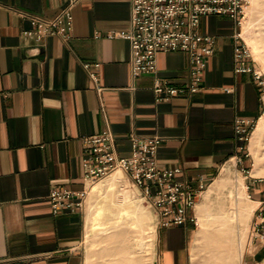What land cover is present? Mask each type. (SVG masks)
I'll use <instances>...</instances> for the list:
<instances>
[{"label": "crops", "instance_id": "obj_1", "mask_svg": "<svg viewBox=\"0 0 264 264\" xmlns=\"http://www.w3.org/2000/svg\"><path fill=\"white\" fill-rule=\"evenodd\" d=\"M67 2L0 0V264H82L85 211L54 214L48 196L54 188H83L81 138L107 127L122 157L131 154L133 136L161 138L158 163L181 168L177 178L192 179L195 187L229 161L247 173L251 153L247 189L258 204L264 161L256 165L251 142L240 148L234 124L257 125L264 96L253 73L234 69L239 25L226 15L203 16L200 30L216 37V50L207 59L202 89L159 99L156 80L188 83L185 52H159L156 72L133 77L129 42L96 37L129 28L130 0H75L68 39L24 35L34 15L52 17ZM193 224L158 225L155 264H191ZM239 249L225 264H264V245L252 251L247 241Z\"/></svg>", "mask_w": 264, "mask_h": 264}, {"label": "built area", "instance_id": "obj_2", "mask_svg": "<svg viewBox=\"0 0 264 264\" xmlns=\"http://www.w3.org/2000/svg\"><path fill=\"white\" fill-rule=\"evenodd\" d=\"M69 0L52 17L34 15L31 28L24 35L42 40L46 36L70 37L73 27V4ZM129 28L109 30L96 37L121 38L130 45V70L133 77L157 71V55L162 51L181 50L189 58V80L183 87L168 86L160 79L154 84L159 99H170L179 94L195 93L202 89L207 59L216 50V37L200 30L201 19L206 15H226L239 26L246 16L248 0H130ZM234 69L236 72H251L262 87L264 75L258 68L251 50L241 31L234 35ZM99 64H95L97 69ZM91 77L97 81L96 72L90 63H85ZM235 134L246 148L251 129L240 119L235 120ZM81 164L84 186L81 190L54 188L48 199L54 214L64 209H83L88 185L114 171H122L128 180L139 188L158 212L161 226H179L187 221L197 224L196 204L205 183L200 180L193 185L192 179H178L179 167H163L157 160L161 138H131V154L119 156L115 150V135L110 128L85 135ZM249 173V170H247ZM248 244L252 251L264 245V191L253 212Z\"/></svg>", "mask_w": 264, "mask_h": 264}, {"label": "rangeland", "instance_id": "obj_3", "mask_svg": "<svg viewBox=\"0 0 264 264\" xmlns=\"http://www.w3.org/2000/svg\"><path fill=\"white\" fill-rule=\"evenodd\" d=\"M248 1L246 16L242 25L239 26V31H241L243 38L246 40L258 68L264 75V60L254 56L252 46L247 40V37L251 40L255 39L261 46L264 56V0ZM251 5L252 8L250 7ZM248 7L251 9L249 10ZM248 20L250 23L247 28ZM255 125L251 129V134L249 135L250 139L246 142L248 148ZM263 139L264 136H262L260 142H257L258 144L255 145V147L259 148L260 153H264V146L261 145ZM248 151L250 153V150ZM249 164V170L254 168V159L251 153L249 154ZM122 173L123 178L117 183L114 189L117 198L123 200L126 197V202H128L129 199L140 200L141 204L149 212V218L142 233V242L144 245L139 251L132 255H136L139 258L140 264H155V244L159 225L157 209L149 199L144 197L142 191L128 180L126 174L124 172ZM110 175L88 185V193L83 202V210L86 214V230L79 245V250L82 253V264H102L105 262V258L101 251L105 246V243L102 241L104 233L98 230H91V221L95 207L104 203L105 197L103 195L109 188L106 186V183ZM246 175H248V173L242 174L238 171L234 161H229L219 170L212 180L205 184L203 192L199 196L196 204L198 222L197 224H193L194 239L191 248V264H225L227 261L229 262L231 259L238 257L240 247H242V249L245 248L248 241L253 213L245 220L244 218H239L238 212L242 202L247 203L254 200L247 189L248 179ZM241 180H243L245 184L243 190L246 196L248 194L243 200H241L238 195L241 188ZM100 187L103 188L101 192L98 190ZM256 206L257 202L255 203L254 209ZM205 209H209L215 214H236L238 218L236 222H230L227 226L219 229H215L218 226L217 223H209L204 227L201 224L200 216L204 213ZM96 232L98 234H96ZM216 234L219 235V238L215 242L216 246L212 247L215 244L212 243L213 245H210L211 238Z\"/></svg>", "mask_w": 264, "mask_h": 264}, {"label": "bare ground", "instance_id": "obj_4", "mask_svg": "<svg viewBox=\"0 0 264 264\" xmlns=\"http://www.w3.org/2000/svg\"><path fill=\"white\" fill-rule=\"evenodd\" d=\"M250 7L252 8V5ZM250 7H248L249 10L251 9ZM249 23L250 21L248 20L247 28ZM247 40L252 46L254 56L264 60L262 48L258 42L248 37ZM262 136H264V117L256 125L252 134L251 148L253 150L256 165L264 161V153H260L259 148L255 147V145L258 144L257 142H260ZM261 145L264 146V139ZM253 174L256 175L258 173L253 172ZM122 178L123 173L119 170L114 171L110 175L106 183V186L109 188L103 195L105 197L104 203L95 207L92 214L91 230H98L104 233L102 241L105 243V246L101 251L105 258V262L102 264H140L139 258L132 254H135V252L139 251L144 245L142 242V233L147 224L149 212L141 204L140 200L129 199V201L126 202V197L123 200L117 198L114 189ZM243 188H245V184L243 180H241V188L238 193L241 200L248 196V194L246 196ZM102 189L103 188L100 187L98 190L101 192ZM255 203L254 200L247 203L242 202L238 212L239 218L248 219L254 211ZM237 218L238 216L236 214H215L209 209H205L204 213L200 216V221L204 227L209 223H217L218 226L215 229H219L227 226L230 222H236ZM96 234L98 233L96 232ZM218 238V234L213 235L210 245L215 244ZM215 246L216 244L212 247Z\"/></svg>", "mask_w": 264, "mask_h": 264}]
</instances>
